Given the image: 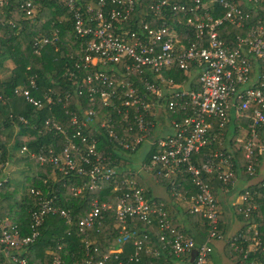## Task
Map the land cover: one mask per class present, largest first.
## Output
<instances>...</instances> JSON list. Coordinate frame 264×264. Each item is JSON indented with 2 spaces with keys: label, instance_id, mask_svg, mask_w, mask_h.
<instances>
[{
  "label": "built area",
  "instance_id": "built-area-1",
  "mask_svg": "<svg viewBox=\"0 0 264 264\" xmlns=\"http://www.w3.org/2000/svg\"><path fill=\"white\" fill-rule=\"evenodd\" d=\"M3 1L0 0V5ZM141 1L149 9L143 16L137 9V3ZM63 2L72 13L74 32L82 40V55L69 77L75 78L80 71H87L79 82L77 95L87 94L89 102H94L97 96L104 108L122 115L119 123L135 125L139 134L131 144L125 142L109 128L113 123L110 116L100 118L95 109L80 107V118L70 114L72 132L55 124L54 119L45 122L49 130L55 129L64 136L65 143L58 155L51 154L47 160L40 156L41 165L50 163L63 175L73 172L86 178L80 187H72L75 195L86 189L99 191L104 183H111L112 192L118 193L114 213L119 224L124 225L128 218H136L151 227L157 221L158 242L161 250L174 258L173 264H210L215 241L229 244L233 252L243 254L239 264H262L258 257L248 258L250 253L261 249L255 225L247 226L245 233L238 231L232 235H226L219 228V200L209 181L215 176L224 193L229 190L227 187H233L234 183H230L234 173L232 151L226 149L227 144L219 143L224 149L209 153L203 163L193 157L216 141L222 135L221 129L233 118L238 122L235 129L243 133L242 140L235 139L239 144L237 149L246 151L247 174L255 176V140L259 128L264 125V16L254 11L261 5L264 7V0H243L245 5H251L248 10L241 8L237 0ZM19 8L27 17L34 16L32 1L21 3ZM250 20L254 21L233 45L221 38L222 25L241 29ZM135 25L137 27L132 29ZM56 42V31L51 37L37 35L31 42L32 53L38 55L45 46ZM101 67L110 75L101 71ZM253 67L259 69L254 74ZM175 69L183 71L187 79L176 83L173 77L167 76ZM131 76L138 77L141 88ZM38 90L31 77L13 92L37 110L45 106L51 108L55 102L52 96L44 94L36 98L32 92ZM186 105L193 111L191 115L180 122L167 119L166 109H185ZM214 120L218 121L220 134L211 130ZM127 126L125 130L132 131ZM90 128L107 129L108 140L117 147V152L134 151L147 144L148 160H143L133 172L118 168L110 160V153L104 152L99 138L86 134ZM257 153L263 154L264 146H259ZM137 174H146L154 180L157 177L168 180L166 191L172 200L183 203L186 212L201 215L207 225V234L201 243H196L182 229L174 228L163 204L147 199L136 181L127 177ZM186 176L196 189V193L187 198L178 190ZM260 181L264 190V177ZM30 192L41 195L40 191ZM257 194L258 190L241 191L232 207L247 217L249 212L256 210L257 206L252 202ZM110 207L109 202L93 200L91 209L79 218V231L99 227L101 211ZM47 216L58 217L68 225L72 223V217L55 204L54 197L39 198L35 209L30 210L27 235H23L16 224L0 222V253L6 264H29L26 252L36 241ZM124 232L123 226L121 233ZM150 241L148 234L131 240L133 254L118 264L139 263L141 253L152 250ZM83 243L88 252L91 243L85 240ZM61 247L59 243L56 249L61 250ZM153 252L158 254L157 249ZM121 253V248H109L96 263L88 256L81 264H114ZM192 254V263H189L188 257ZM52 256L49 263L42 264H62L60 257L53 253Z\"/></svg>",
  "mask_w": 264,
  "mask_h": 264
},
{
  "label": "trees",
  "instance_id": "trees-1",
  "mask_svg": "<svg viewBox=\"0 0 264 264\" xmlns=\"http://www.w3.org/2000/svg\"><path fill=\"white\" fill-rule=\"evenodd\" d=\"M27 1H32L34 4V16L30 18L19 8L21 3ZM237 2L244 10L251 8V5H245L243 0H237ZM137 9L142 16L149 12L148 7L142 1L137 3ZM254 12L263 17L264 7L262 5L259 6V9ZM71 17L72 13L65 6L63 0H4L0 5V73L2 74L6 69V63L9 62L12 65L8 69V75L5 77L0 76V222L2 224H6V222L7 224H16L21 233L27 235L30 232V210L35 209L39 198L54 197L55 204L64 208L72 217V223L68 225L58 217L47 216L39 228V235L36 241L28 247L26 252L29 264L49 263L53 257L52 253L60 257L62 264H81L88 256L92 257V261L96 263L108 252L109 248H121L122 253L118 255L119 260L114 261V264H118L119 261L124 262L133 254L134 247L131 240L143 234L149 235L151 240L149 245H151L152 250L141 253L139 263L134 264H173L174 258L169 256L166 251L161 250L158 242L159 230L157 221L151 227H147L136 218H128L124 225L119 224L114 213L118 193L112 192L111 183H104L99 191L86 189L81 194L75 195L71 190L72 187H80L84 184L86 178L79 177L73 172L63 175L57 169V166L50 163L41 165L38 160L40 156L47 160L51 154L58 155L65 143L64 136L55 129L50 128L51 130H49L45 122L54 119L55 124L72 132L73 127L69 122L70 114H76L80 118V107L83 110L95 109L100 118L110 116L113 119V123L110 124L109 128L125 142L131 144L133 139L139 134L135 125L119 123L122 115L113 109L104 108L97 96L94 98V102H89L86 93L84 96L77 95L79 82L84 78L87 71H80L75 78L69 77V73L74 71V65L79 62V58L82 55V40L74 32ZM252 21L254 20L248 21L241 29L224 24L221 26L219 34L228 44L233 45L237 37L244 36L248 30V24ZM136 27V25L132 26V29ZM55 31L57 32L58 42L54 45L45 46L38 55L33 54L31 50L33 38L37 35L51 37ZM118 68L120 69V67ZM100 70L110 75L105 68L101 67ZM252 70L254 74L259 69L253 67ZM167 76L173 77L176 83L187 79L183 71L176 69L169 72ZM31 77L35 79L39 88L37 92H32L33 96L41 98L44 94L51 95L55 101L51 108L45 106L43 109L37 110L26 103L24 99L14 95V89L25 85ZM116 77L119 78L118 76ZM131 78V80H135L136 86L141 88L138 77L131 76ZM153 79V77H150V80L153 81ZM192 113L193 111L188 108V105L185 106V109L174 108L171 110L166 109L165 111L168 120L177 122ZM237 124L238 122L232 118L231 122L221 129L222 135L216 141L201 149L200 153L193 158L203 163L209 153L217 149H224L221 148L219 143H225L227 144L226 149L231 150L233 153L234 173L230 183H234L237 179V174L241 173L248 183L244 190L259 191V194L254 197L252 202V204L257 206L256 210L249 212L247 217L237 212L236 208L233 207V209L241 225L239 232L245 233L247 226L255 225L261 249L256 253H250L248 258L258 257L259 260H262L261 263L264 264V190L260 184V180L264 177L260 171L264 153H257V148L264 146V125L257 132L258 137L255 140L254 148V157L256 158L254 168L256 173L254 177H251L246 171L248 162L246 151L241 148L237 149L239 144L235 140L236 132H233V137L230 134V128L234 129ZM13 125L17 127V133L12 138V136L8 135V132ZM127 125L132 128V131L125 130V127H128ZM217 129L218 121L214 120L211 130L220 134ZM86 134L99 138L104 152L110 153V160L118 168L129 170L130 172L134 171L135 163L133 157L139 148L134 151L120 150L117 152V147L113 146L108 140L107 129L97 131L90 128L86 131ZM12 149L19 150L18 159L28 160L24 161L26 162L24 164H31V167L28 168L30 170H27L29 173L23 175V180L19 185L25 192L22 196L18 192L19 186L8 177L10 171H7L9 166L6 167V165L13 160ZM148 158L149 154H145L143 160L147 161ZM127 177L136 181L137 187L143 189L147 199L163 204V209L171 217V224L174 228L182 229V231L186 232L184 227L185 223H188L192 229L199 233L198 240L194 238L197 243H201L204 240L207 234V225L200 214L185 212L181 215L183 217H181L180 221L177 215L171 216L172 213H169V208L166 207V204L161 202L151 192L150 184L159 185L165 191L169 189L168 180L157 177L158 179L155 178V182L152 177L149 178L146 174ZM181 182L182 186L178 190L183 196L187 198L189 195L196 193V189L188 176ZM209 182L214 196L217 197L218 189L222 185L215 176ZM229 189H231L230 186ZM31 190H34V192L40 191L41 195L38 196L35 193H31ZM166 194L169 199H172L167 191ZM93 200H97L100 203L109 202L111 207L101 211L99 227L85 229L81 232L77 223L79 218H83L91 209ZM222 221L223 215L220 212L219 228H221ZM123 226L124 234L121 233ZM200 237L203 239L201 240ZM84 240L91 243L88 252L84 246ZM59 243L62 246L61 250L56 249ZM225 246L231 262L239 264L243 254L233 252L229 244ZM153 249H157L158 254H155ZM192 256L193 254L188 257L189 263H192ZM0 264H6L5 258L1 253Z\"/></svg>",
  "mask_w": 264,
  "mask_h": 264
},
{
  "label": "crops",
  "instance_id": "crops-1",
  "mask_svg": "<svg viewBox=\"0 0 264 264\" xmlns=\"http://www.w3.org/2000/svg\"><path fill=\"white\" fill-rule=\"evenodd\" d=\"M16 133H17V127L13 125L10 128L8 135L12 136L13 138L14 135H16ZM13 156H14L13 159H15L17 155L16 156L13 155ZM11 164H12V161H10L6 165V167L10 166ZM260 171L264 175V161H262L261 163ZM150 185H151V188H150L151 192L154 194L156 198H159L161 202H164L166 204V207L169 208V213L170 212L172 213L171 216L177 215V218L180 220L181 217H183L181 215L186 212L185 210L186 206L183 205V203H177L174 200L169 199L163 187L159 185H155V184L153 185L150 184ZM247 185H248L247 181L242 177L241 173H238L237 179L234 182L233 187L230 186L231 189L227 187L229 189L228 192L224 193L223 191H220V189H218L217 197H218L219 204H220L219 205L220 212H221V215H223V221L221 222L220 229L226 235L235 234L241 229V225L238 222L237 216L232 207V204L237 197L233 200L232 196L235 194V192L239 194L241 191H243L247 187ZM184 228L187 234L191 235L193 238H197L196 240H198L199 233L196 232V230L192 229L188 223H185ZM225 245L226 244L222 241L213 242V252L209 259L210 264H233L228 257V253H227V249Z\"/></svg>",
  "mask_w": 264,
  "mask_h": 264
},
{
  "label": "rangeland",
  "instance_id": "rangeland-1",
  "mask_svg": "<svg viewBox=\"0 0 264 264\" xmlns=\"http://www.w3.org/2000/svg\"><path fill=\"white\" fill-rule=\"evenodd\" d=\"M42 22H44V21L42 20ZM5 66H6V69L4 70V72L2 74L0 73L1 77H5L6 75H8V73H9L8 69L12 67V65L9 62L6 63ZM161 123L162 124L164 123L163 119H161ZM235 128L236 127H234V129L232 127L230 128V134L233 137L234 136L233 132H236V136H235L236 140H242L243 133L238 132L237 129H235ZM146 152H147V144H143L136 151V153L134 154V157H133V161L135 163V168H137V166L143 161ZM12 153H13V155H15V156L17 155V156L15 159L12 160V166H9L7 168V171L8 172L10 171V175L8 177L13 181V183H16V185L19 186L23 180V175L29 173V171H27V170H30L28 168L31 167V164L27 163V165H26V164H24V163H26L24 161H28V160L23 161L22 159H18V157L20 155L19 150L13 149ZM18 192L20 193L21 196L23 194H25L24 190L20 186H19ZM237 196H238V194L235 192V194L232 196V199L234 200ZM230 204H231V202H230ZM6 224H7V222H6Z\"/></svg>",
  "mask_w": 264,
  "mask_h": 264
}]
</instances>
